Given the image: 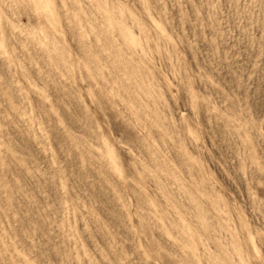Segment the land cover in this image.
<instances>
[{
	"label": "rangeland",
	"instance_id": "rangeland-1",
	"mask_svg": "<svg viewBox=\"0 0 264 264\" xmlns=\"http://www.w3.org/2000/svg\"><path fill=\"white\" fill-rule=\"evenodd\" d=\"M0 264H264V0H0Z\"/></svg>",
	"mask_w": 264,
	"mask_h": 264
},
{
	"label": "bare ground",
	"instance_id": "bare-ground-1",
	"mask_svg": "<svg viewBox=\"0 0 264 264\" xmlns=\"http://www.w3.org/2000/svg\"><path fill=\"white\" fill-rule=\"evenodd\" d=\"M121 32V31H120ZM124 33V34H123ZM121 35H124L125 36V38H126V42L128 43V44H132V40H131V37L129 36V34L127 33V32H122V34ZM124 36H122V37H124ZM224 260V259H223Z\"/></svg>",
	"mask_w": 264,
	"mask_h": 264
}]
</instances>
